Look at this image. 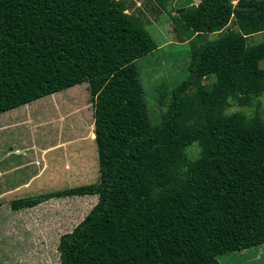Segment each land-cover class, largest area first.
<instances>
[{
  "label": "trees",
  "instance_id": "1",
  "mask_svg": "<svg viewBox=\"0 0 264 264\" xmlns=\"http://www.w3.org/2000/svg\"><path fill=\"white\" fill-rule=\"evenodd\" d=\"M185 3L170 20L188 75L152 123L136 60L156 44L122 0H0V113L87 84L99 187L59 264H220L264 244V0Z\"/></svg>",
  "mask_w": 264,
  "mask_h": 264
},
{
  "label": "rangeland",
  "instance_id": "2",
  "mask_svg": "<svg viewBox=\"0 0 264 264\" xmlns=\"http://www.w3.org/2000/svg\"><path fill=\"white\" fill-rule=\"evenodd\" d=\"M122 1L125 12L139 18L157 45L136 60L148 117L154 123L166 110L170 91L188 75L189 45L172 30L170 20L187 0H170L163 8L152 0ZM232 26L231 20L226 29ZM262 35H251L248 40L257 43ZM258 65L264 67V59ZM212 79L209 76L200 82ZM86 85L82 82L0 113V189L17 186L26 173L33 176L19 192L11 189L0 196V264H59L58 236L70 232L96 201L99 182L95 146L89 135L93 133L92 109ZM258 100L264 119V91ZM253 109V105L239 107L228 102L225 112L240 110L249 116ZM10 123L14 124L2 126ZM21 140L26 142L25 148L16 150L14 144ZM13 148L19 157L9 153ZM186 152L194 158L197 145L188 146ZM20 173L23 175L18 176ZM217 260L220 264H264V244L219 255Z\"/></svg>",
  "mask_w": 264,
  "mask_h": 264
},
{
  "label": "crops",
  "instance_id": "3",
  "mask_svg": "<svg viewBox=\"0 0 264 264\" xmlns=\"http://www.w3.org/2000/svg\"><path fill=\"white\" fill-rule=\"evenodd\" d=\"M221 31H218V32H215V33H213V34H217V33H220ZM19 107V106H18ZM8 111V110H7ZM12 124H14V123H10V124H8V125H6V124H2V126H7V127H9L10 125H12ZM90 126H91V124H90ZM90 126H89V128H90ZM92 133L90 132V134L89 135H91ZM92 136V135H91ZM90 136V137H91ZM25 143L26 142H23L22 140H21V142H20V144H14V145H17V146H15V149L17 150L18 148H25L24 147V145H25ZM12 144V145H13ZM14 148L13 149H11V152H9V153H11V154H15L17 157H19V151H14L15 150ZM9 153H7V154H9ZM6 154H4L3 156H5ZM8 163H10V162H8ZM19 170V169H18ZM20 171V170H19ZM24 173H26V172H24ZM23 175V173H20V174H18V176H22ZM33 176H30L28 173H26V175H25V178H23L22 179V181H19V184L17 185V186H15V187H13V188H9V187H7V189H6V187H5V189L6 190H4V191H2V187L0 186V188H2V189H0V196L2 195V194H5V195H7V194H9L10 192H11V189H13V190H16L15 192H19L22 188H23V186H28L29 185V182H30V180H31V178H32ZM8 190H10V191H8ZM27 217H29V216H25V218H27ZM37 218V217H36ZM34 221H36V219H35V217H34V219H33ZM42 221V220H41ZM46 221V219H44L42 222H45ZM37 228H39V227H37ZM43 233H45V231H43ZM60 236V235H59ZM58 236V237H59ZM57 241H58V239H57Z\"/></svg>",
  "mask_w": 264,
  "mask_h": 264
},
{
  "label": "water",
  "instance_id": "4",
  "mask_svg": "<svg viewBox=\"0 0 264 264\" xmlns=\"http://www.w3.org/2000/svg\"><path fill=\"white\" fill-rule=\"evenodd\" d=\"M92 137H94V134L92 133Z\"/></svg>",
  "mask_w": 264,
  "mask_h": 264
},
{
  "label": "clouds",
  "instance_id": "5",
  "mask_svg": "<svg viewBox=\"0 0 264 264\" xmlns=\"http://www.w3.org/2000/svg\"><path fill=\"white\" fill-rule=\"evenodd\" d=\"M156 48H157V45H156ZM156 48H155V49H156Z\"/></svg>",
  "mask_w": 264,
  "mask_h": 264
}]
</instances>
